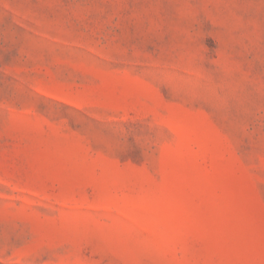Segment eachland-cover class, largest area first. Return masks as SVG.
<instances>
[{
  "label": "rangeland",
  "instance_id": "rangeland-1",
  "mask_svg": "<svg viewBox=\"0 0 264 264\" xmlns=\"http://www.w3.org/2000/svg\"><path fill=\"white\" fill-rule=\"evenodd\" d=\"M0 264H264V0H0Z\"/></svg>",
  "mask_w": 264,
  "mask_h": 264
}]
</instances>
